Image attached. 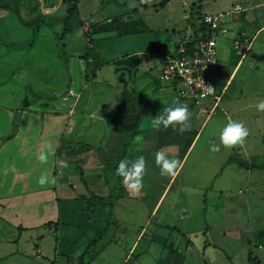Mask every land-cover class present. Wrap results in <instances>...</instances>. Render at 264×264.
<instances>
[{"label": "crops", "instance_id": "obj_1", "mask_svg": "<svg viewBox=\"0 0 264 264\" xmlns=\"http://www.w3.org/2000/svg\"><path fill=\"white\" fill-rule=\"evenodd\" d=\"M39 1L47 24L39 31L45 37L43 43L34 44L33 51L20 61L9 60L6 54L3 58L0 43V264H210L206 249L200 262L202 255L193 249L191 242V237L204 229L203 225L191 227L190 202L197 201L188 197L183 204L178 200L184 191L204 193L205 198L206 193H221V187L215 186L225 171L219 167V160L211 159L210 168L215 170H205L206 175L196 176L200 188L186 186L185 180L177 188L174 185L180 167L200 140L208 148L219 144L224 117L213 119L208 106L197 107L182 100L169 83L159 79L162 58L156 53V45L167 46L158 32L133 19L97 17L115 0H103L107 2L103 5L100 0H80L67 26L64 23L67 5L62 3L54 12L44 13ZM220 1L216 0L215 6L219 7ZM44 2L45 9L50 11L59 0ZM245 3L249 6L243 7L244 3L237 1L220 10L227 11L235 5L243 8L231 17L233 23L230 16L225 18L218 35V64L220 60L223 62L219 70L217 64L212 76L220 71V103L244 65L245 76L256 72L257 81L260 78L259 83H263L264 42L258 39L264 24L254 32L242 24L247 12L263 7L264 0ZM61 8L63 13H59ZM23 10L20 8L22 16ZM10 15L7 10H0V23L11 18ZM250 18L253 24L258 21L254 15ZM78 28L86 37L81 36V31L78 38L73 35ZM101 33L112 35H98ZM58 39L70 52L67 69L57 53ZM257 85L261 84L254 89V85L246 87L241 81L238 92L255 97L258 91L264 96V84ZM174 101L188 106L192 114L190 129L180 133L171 127L153 128L151 119L164 108L176 106ZM226 102L222 110L227 116L225 120L235 121L228 119L233 115L241 122L240 108L227 107ZM246 139L249 140L244 143L246 150L241 152L251 157V161L242 158L239 152L224 161L228 169L237 166L239 170L228 173L233 180L237 176L245 178L242 168H247V175L264 168V152L255 149L259 145L254 140L259 142V138L249 133ZM161 150L174 159L183 154L175 176L160 175L154 154ZM41 152L48 154L47 163L37 159ZM140 155L146 161L144 188L133 193L127 190L122 178L116 180L115 168L122 159L132 161ZM62 161H67V168ZM41 174L55 177L56 183L40 187L36 181ZM115 182L123 188L117 189L120 195L109 206L100 199L110 196L117 186ZM169 195L167 208L172 211L156 219V226L149 230L150 221ZM204 201L200 198L202 208L204 203L207 205ZM122 204L130 210L126 219L121 215ZM140 204V211L145 210L141 214H145L143 222L134 219ZM113 223L116 231L109 235ZM137 224L140 227L132 234ZM104 225L109 226L104 229ZM158 243L161 250H157Z\"/></svg>", "mask_w": 264, "mask_h": 264}, {"label": "rangeland", "instance_id": "obj_2", "mask_svg": "<svg viewBox=\"0 0 264 264\" xmlns=\"http://www.w3.org/2000/svg\"><path fill=\"white\" fill-rule=\"evenodd\" d=\"M6 1L12 2L13 0ZM237 1L243 2V7L249 6V3H245L247 0H221L219 7L215 6L216 0H115V2H111V4L107 6L105 12H102V14L98 15L97 17H105V19H107L116 16L118 17L117 20L119 21L133 19L139 25L146 24L149 30L158 32L161 39H163V42H166V48H168V50L175 51L177 49L175 43L181 41L185 35H190L191 32H198L201 26V17H203L204 13L220 11L228 4L230 5ZM105 3L107 2L100 0L101 5ZM11 5V10L0 8V10H7L9 13H11V18H7L3 24L0 23V43H2V49H0L3 58L6 54V57L9 58V60L20 61L26 58L28 53L33 51L32 46L30 45V39H33V27H36L37 25L36 21L30 24H24L22 19L26 21H32L35 18V15L39 14L40 10L38 0H33V2L31 1L29 4L21 3L20 8H24V16L22 17L17 14V7L15 4L11 3ZM60 11L61 12L59 13H63L64 8H61ZM247 14L248 17L242 24L243 28L249 31L252 30V32H254L259 26L264 24V6L252 9L248 11ZM250 15L257 17L258 21L255 24L250 21ZM229 21L232 23L234 22L231 17L229 18ZM249 27H252V29ZM81 30V28H78V30L73 35L77 37L79 33L82 32ZM263 30L264 28L262 31ZM83 35L86 37L84 33L81 34L82 37ZM98 35H112V33H101ZM167 36L169 38H173H168V40ZM42 38L45 37L42 32H39L34 38L35 45H40L43 43ZM179 38L180 40H178ZM55 42L56 44L60 45L57 48V53L59 54V59L62 61L63 66L67 69L71 59L69 57L70 52L68 48L65 49L62 46L63 42L60 41V39ZM258 42H264V31L259 35ZM220 46L221 44H219V47ZM37 49L38 48H36L35 51H37ZM12 52H15V54H12ZM154 60L156 61L157 59ZM221 62L223 61L220 60L218 64V70L222 68ZM245 67V65L242 66L236 80L228 90V94L226 96L224 95L225 98L220 103V106L215 110V112L212 113V115H214L212 118L215 119L216 117L222 116L224 117L225 124L227 123L225 120L227 119V116L224 114V111H222L223 109L225 110L224 104L226 100L227 107L230 105L233 109L236 107L240 108L239 111L242 113H240L241 117L239 120L249 129V133H253L256 135V138H259V142L258 140H254L259 145V147H255L254 145L253 147H255V149L257 148L263 153L264 112L257 111L256 105L260 101H264V96L263 94L258 93V91L256 92L257 96L255 97L247 96V93L245 92H238V86L240 82L243 81L245 82L246 87L249 85H254V89H256V84H264V76L262 78L263 83H259L260 78L257 81L258 74L256 72H250L245 76ZM156 68L157 67L154 66V70H157ZM218 70L216 72L217 74H215L216 77L212 76V78L220 90L219 87H221V85L218 81L220 77L218 73L220 71ZM259 77L262 76L259 75ZM261 85L257 86L259 87ZM212 104L213 103L210 100H206L204 101L203 105L211 108ZM234 117L235 116L230 115V118L228 119L236 121L237 119ZM248 142L249 140L247 141V139H245L244 143ZM244 143L242 145L234 146L231 149H226L221 146L219 152L211 153L209 148L206 147L205 143L200 140L199 143L193 147L194 149L192 153H189L190 157L188 160L180 167L178 173L179 175H176L177 180L174 188L175 186L177 188L178 185L183 180H185L188 181L186 186H189L188 184H190V187L193 189L194 187L200 188V183L197 181L199 179H197L196 176L206 175L203 173L206 172L205 170H207V172H212L215 170L214 168H210L211 159L216 161L219 160V167H221V169L223 168L222 170L225 171V174L221 173L222 176H220L218 186H215V189L221 187V193H206L205 198L204 193L193 194L192 192L184 191L182 195H180V200H178L179 203L183 204H185V199L188 197L197 201H193L194 204L190 202L191 209L189 211L190 213H193V218L190 221L192 223L191 227H198L199 225L204 226V229H199L200 231H198V235H193L191 237L193 249L197 250V253L202 255V258L199 259L200 262L203 259L202 252L204 249H206L205 255L209 259L210 264H264V168H258L257 170H260L259 172L253 170L248 175L247 168H242L241 171L246 174L245 178L237 176V178L233 180V178H231L228 173L238 170L237 166H232L233 170L228 169V164L224 162L229 155L235 154L237 152L242 154V158L246 157L247 161L250 162L251 157H247L245 152H241V150L245 149ZM185 149L186 148H182V151ZM182 155L183 154H179L177 157H175V159L180 162V157H182ZM154 156H156V154H154ZM167 158L173 159L171 155ZM108 177H111V175ZM193 178L196 179V181H190ZM232 181L233 183L231 184ZM116 183L117 182L114 184ZM209 189L213 190L214 188L209 187ZM222 192L224 193L222 194ZM200 198L201 201H204V199L207 201V205L205 206L204 203L203 208V203L200 202ZM169 201L170 195L166 199L164 205L161 207L159 213L154 217L152 223L150 221V226L148 227L149 230H153L156 226V219H159L160 217L163 218L166 211H172L171 207L167 208ZM121 206L124 208V210L121 209V215L126 219V217L130 214V210L127 209L126 205L122 204ZM141 206L142 204H140L138 207L139 215L136 213L134 214V219H138V222H143L145 215H141L143 212L145 213V210L140 211ZM108 221L110 222V220ZM105 223H107V220L104 222V224ZM185 223H188V218L186 219ZM106 226L109 225H104L103 228L105 229ZM139 227V224L135 225V227L133 226L134 229L131 233L134 234L136 229ZM109 229V235H113L112 231H116V226L114 223L109 226ZM128 229L130 230L131 228ZM156 231L160 232L159 229ZM161 233L164 236H168V233H166L164 230H162ZM169 241L171 240L169 239ZM186 243L187 241L184 244ZM142 244H144V242H142ZM205 244H207L205 246L207 248L204 247ZM161 249L162 246L158 243L157 250ZM249 251L252 252L250 259ZM30 258H33V256H30ZM204 262L206 261L203 260V263Z\"/></svg>", "mask_w": 264, "mask_h": 264}, {"label": "built area", "instance_id": "obj_3", "mask_svg": "<svg viewBox=\"0 0 264 264\" xmlns=\"http://www.w3.org/2000/svg\"><path fill=\"white\" fill-rule=\"evenodd\" d=\"M242 9L235 5L227 11L205 13L201 24L205 23L208 29L204 31L201 25L198 32L185 35L175 51L167 50L162 57L159 79L169 83L182 100L202 107L204 101L211 99V112L219 106L222 94L212 78L218 64V35L225 18ZM70 92L73 94V90Z\"/></svg>", "mask_w": 264, "mask_h": 264}, {"label": "clouds", "instance_id": "obj_4", "mask_svg": "<svg viewBox=\"0 0 264 264\" xmlns=\"http://www.w3.org/2000/svg\"><path fill=\"white\" fill-rule=\"evenodd\" d=\"M176 106L166 107L162 112L151 119V126L156 129H168L171 127L174 131L178 130L184 133L190 129L191 112L186 104L173 102ZM257 111L264 112V101H260L256 105ZM249 136V129L241 122H227L219 133V144L209 146L211 153L220 151L221 146L226 149H231L234 146L242 145L245 139ZM37 159L43 164L48 161V154L41 152ZM155 163L159 166L160 175L172 177L177 174L180 163L177 159H169L166 157L163 150L158 151L155 156ZM64 168L68 167L67 161L61 162ZM146 172V161L143 155L138 156L135 160L122 159L116 173L122 178V183L127 190L138 193L144 188L143 178ZM37 185L44 187L47 184H55L56 178L49 177L46 174H41L36 181Z\"/></svg>", "mask_w": 264, "mask_h": 264}, {"label": "trees", "instance_id": "obj_5", "mask_svg": "<svg viewBox=\"0 0 264 264\" xmlns=\"http://www.w3.org/2000/svg\"><path fill=\"white\" fill-rule=\"evenodd\" d=\"M22 0H13L12 2H10V1H6V0H0V8H4V9H8V10H11V8H12V5H11V3H14L15 4V6L17 7L16 9V12H17V14L19 15V16H22L21 15V13H20V5H21V2ZM79 2H80V0H63V3L65 4V5H67V12H66V16H65V18H64V23H65V26H67V23H68V21L72 18V16H73V14L75 13V11L77 10V8H78V4H79ZM38 5H39V10H40V1L38 0ZM40 13H39V15L37 16V17H35L32 21H26V20H23L21 17V19H22V21H24V24H30V23H32V22H34V21H36L37 22V25H36V27H33V36H32V38L33 39H30V45L31 46H34V44H35V40H34V38L37 36V34L39 33V31H40V29L43 27V26H45V25H47L46 24V22H45V20L43 19V14L41 13V11H39ZM23 17V16H22ZM202 18V17H201ZM202 25V29L205 31V30H207L208 29V26L205 24V23H202L201 24ZM66 30V29H65ZM156 53L158 54V56H160L159 58H162L168 51V49L167 48H164V46L163 45H160V44H157L156 45ZM118 168V165H116V168L115 169H117ZM117 174V173H116ZM118 179H121V177H119L118 175H117V179L116 180H118ZM117 187V188H116ZM113 190H112V192H111V194H110V196L109 197H107V198H104V200L103 199H100V201H104L105 203H107L109 206H113L114 205V203H115V199L116 198H118L119 197V193L117 192V189L120 187L121 189L123 188V186H120V184L119 183H117V186H116ZM251 256H252V252L251 251H249V259L251 258Z\"/></svg>", "mask_w": 264, "mask_h": 264}, {"label": "water", "instance_id": "obj_6", "mask_svg": "<svg viewBox=\"0 0 264 264\" xmlns=\"http://www.w3.org/2000/svg\"><path fill=\"white\" fill-rule=\"evenodd\" d=\"M62 3H63V0H59L58 5L53 10L47 11L45 9V2H44V0H41V8H42V11L44 13H51V12H54L55 10H57L62 5Z\"/></svg>", "mask_w": 264, "mask_h": 264}]
</instances>
